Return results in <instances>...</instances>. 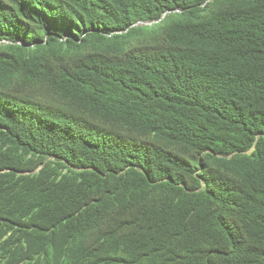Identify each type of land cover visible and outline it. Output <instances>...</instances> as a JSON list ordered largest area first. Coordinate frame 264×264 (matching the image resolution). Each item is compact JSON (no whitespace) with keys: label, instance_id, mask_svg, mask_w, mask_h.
Segmentation results:
<instances>
[{"label":"trees","instance_id":"16d2710c","mask_svg":"<svg viewBox=\"0 0 264 264\" xmlns=\"http://www.w3.org/2000/svg\"><path fill=\"white\" fill-rule=\"evenodd\" d=\"M0 264H264V0H0Z\"/></svg>","mask_w":264,"mask_h":264},{"label":"clouds","instance_id":"9594fccd","mask_svg":"<svg viewBox=\"0 0 264 264\" xmlns=\"http://www.w3.org/2000/svg\"><path fill=\"white\" fill-rule=\"evenodd\" d=\"M141 24L147 25V24H152V23H141Z\"/></svg>","mask_w":264,"mask_h":264}]
</instances>
